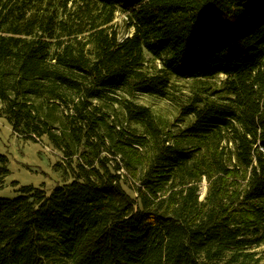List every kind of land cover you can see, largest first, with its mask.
Listing matches in <instances>:
<instances>
[{"label":"trees","instance_id":"16d2710c","mask_svg":"<svg viewBox=\"0 0 264 264\" xmlns=\"http://www.w3.org/2000/svg\"><path fill=\"white\" fill-rule=\"evenodd\" d=\"M174 79L202 84L164 127L136 97ZM0 118L78 159L0 198V264H264V0H0Z\"/></svg>","mask_w":264,"mask_h":264},{"label":"rangeland","instance_id":"374dc122","mask_svg":"<svg viewBox=\"0 0 264 264\" xmlns=\"http://www.w3.org/2000/svg\"><path fill=\"white\" fill-rule=\"evenodd\" d=\"M115 27L120 38L132 37L135 33V29L128 25L122 13L117 14ZM223 79L225 77L220 76L218 81H212V84L221 85ZM200 84L202 83L174 79L168 98L142 94L136 97V101L139 105L149 107L158 116L164 127H170L178 118H181L185 106L193 101L196 86ZM54 112L55 117L50 120L51 127L58 134L61 132L62 116L60 110ZM118 114L123 118L121 112ZM189 120L190 118H186V121ZM131 128L140 133H143L144 130L143 127L136 124H131ZM0 155L4 157V166L9 170V176L0 185V198L17 197L21 187L24 186H34L50 195L57 186L63 185L66 180L69 182L73 180L72 171L78 162L77 158L67 161L63 151L57 149L47 135L43 138L37 136L34 140L20 137L12 131L8 121L4 118H0ZM69 162L73 167L69 165ZM126 182L125 190L129 195L135 197L131 180ZM207 188L208 183L204 181L200 191L201 200L205 199ZM257 251L260 253L259 257H264V246Z\"/></svg>","mask_w":264,"mask_h":264},{"label":"built area","instance_id":"2783aa9c","mask_svg":"<svg viewBox=\"0 0 264 264\" xmlns=\"http://www.w3.org/2000/svg\"><path fill=\"white\" fill-rule=\"evenodd\" d=\"M124 19L126 20V22L128 23V21H129V17H128V15H126V14H124ZM122 172L121 173H125V171L122 169L121 170ZM126 174V173H125Z\"/></svg>","mask_w":264,"mask_h":264}]
</instances>
